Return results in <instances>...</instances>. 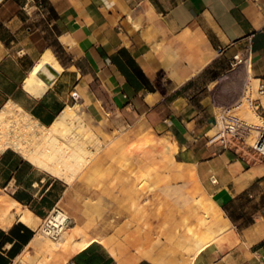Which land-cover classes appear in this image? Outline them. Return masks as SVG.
I'll return each mask as SVG.
<instances>
[{
    "label": "crops",
    "instance_id": "crops-1",
    "mask_svg": "<svg viewBox=\"0 0 264 264\" xmlns=\"http://www.w3.org/2000/svg\"><path fill=\"white\" fill-rule=\"evenodd\" d=\"M226 61L264 83V0H0V111L12 103L50 127L82 106L102 144L71 183L0 153V196L23 210L0 223V264L34 251L32 264H188L179 245L191 264H264V158L246 140L211 142L226 110L210 84ZM47 64L54 80L30 82ZM176 173L194 226L162 233L141 211ZM55 208L85 247L45 254L39 227Z\"/></svg>",
    "mask_w": 264,
    "mask_h": 264
},
{
    "label": "bare ground",
    "instance_id": "bare-ground-1",
    "mask_svg": "<svg viewBox=\"0 0 264 264\" xmlns=\"http://www.w3.org/2000/svg\"><path fill=\"white\" fill-rule=\"evenodd\" d=\"M45 60L46 62L54 63L57 67L54 69L58 70V65L52 55L46 57ZM42 68L39 70V67H36L32 76L33 80L30 82L38 81L42 85L36 79V75H38ZM248 72L251 73L250 68ZM82 108L84 107L68 108L52 126L43 127L20 107L8 103L0 111V152L12 149L30 160L37 167L71 183L84 166L98 153L102 145L94 133L83 124L82 117L85 114ZM262 127L254 128L257 131L264 129V124ZM89 146H92L95 151L93 149L92 151L89 150ZM22 211L21 206L15 200L7 196H0V223L2 225L8 226L11 224ZM65 218L66 216L63 214L54 215L51 218L54 228H60ZM70 231L71 229H59L57 231L59 237L54 239L56 240L55 242L46 240V238H43L39 234V237L42 239L41 241L45 243V254H50L60 248H71L75 245L78 248H83L88 244L86 241L75 243L74 233ZM52 232L54 234L56 231L43 229V233L49 237H51ZM34 252L25 253L20 261L23 264H32L39 256L38 253Z\"/></svg>",
    "mask_w": 264,
    "mask_h": 264
},
{
    "label": "rangeland",
    "instance_id": "rangeland-1",
    "mask_svg": "<svg viewBox=\"0 0 264 264\" xmlns=\"http://www.w3.org/2000/svg\"><path fill=\"white\" fill-rule=\"evenodd\" d=\"M236 61L237 60L233 59V62ZM246 71L244 63L237 66H232L227 61L223 63L217 70V74H220V78L217 79L216 84H210L214 93L213 98L217 104L225 107V116L227 118L239 120L251 125L252 127L263 128L262 126L264 124V120L258 117L253 108L254 101L261 97L259 94V81L252 78V76L247 74ZM82 120H85V116L82 117ZM215 134L216 130L212 132L211 135L214 136ZM257 137L258 131L256 129H253L249 135H247L246 144L249 148L255 143ZM90 147L92 146H89L88 149ZM187 188L188 186L185 187V178L182 174H166L160 183L159 189H155L156 191H153L150 194L149 201L141 211L142 220H140V222L145 220V225H149V223H153L154 225L158 224L160 225L159 227L162 233L168 232L172 225L176 222H178V224L183 223L181 227L182 230L185 227L189 228L194 226V223L190 224L188 222V215L182 208V206L184 207L185 205V199L190 190V188ZM0 194L3 195L4 193L0 190ZM55 209L61 211L58 208ZM52 211H54V209L48 212L43 218L39 227V234L43 238H46V240L55 242L56 240L43 233L44 222L51 215ZM71 227L72 224L68 230H70ZM189 247L192 248V246L179 245L177 246V252L179 254V258H182L184 261L187 260V263L191 264V262H195L197 253L196 255L194 253V257L192 258H190V256L189 258H185V250ZM179 264L186 263L183 262Z\"/></svg>",
    "mask_w": 264,
    "mask_h": 264
},
{
    "label": "built area",
    "instance_id": "built-area-1",
    "mask_svg": "<svg viewBox=\"0 0 264 264\" xmlns=\"http://www.w3.org/2000/svg\"><path fill=\"white\" fill-rule=\"evenodd\" d=\"M259 94L264 95V83L259 88ZM255 129L251 125L241 122L236 119L225 118L220 130L212 137L211 142H220L224 147H228L230 144L235 142H245L247 135ZM254 157L264 158V129L258 130V137L253 145L250 146ZM64 212L54 209L51 215L45 220L43 229L50 231H56L54 234L51 233V238L56 239L59 237L57 231L59 229H68L72 220L66 215L64 222L60 225V228L52 225V217L59 215Z\"/></svg>",
    "mask_w": 264,
    "mask_h": 264
},
{
    "label": "water",
    "instance_id": "water-1",
    "mask_svg": "<svg viewBox=\"0 0 264 264\" xmlns=\"http://www.w3.org/2000/svg\"><path fill=\"white\" fill-rule=\"evenodd\" d=\"M38 76L43 81L50 84L54 80V78L57 76V72L50 65L47 64L38 73Z\"/></svg>",
    "mask_w": 264,
    "mask_h": 264
}]
</instances>
